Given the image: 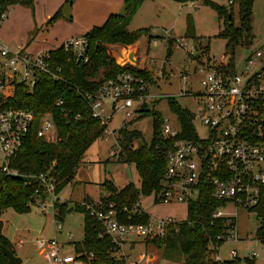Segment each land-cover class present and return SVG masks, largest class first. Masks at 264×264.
<instances>
[{
    "label": "built area",
    "instance_id": "2783aa9c",
    "mask_svg": "<svg viewBox=\"0 0 264 264\" xmlns=\"http://www.w3.org/2000/svg\"><path fill=\"white\" fill-rule=\"evenodd\" d=\"M9 8L0 12V23L6 18ZM59 47L76 63L89 60L88 41L84 35L68 38ZM174 47L186 53V67L191 60L198 62L194 71L202 73L203 77L199 81V92L185 93L196 101L195 110H187L192 136H181L183 126L177 115L178 128L172 127L166 117L161 120L162 135L168 143L162 151L166 163L164 177L154 198L164 203L189 201L198 194L201 183L208 184L213 199L225 203L212 214L213 217H228L225 222L227 236L223 243L237 241L235 211L228 213L224 208L229 205L248 210L254 208L264 191V64L257 63L262 52L256 49L254 56H249L240 68L234 69L230 55L228 61L223 58L219 64L214 60H199L195 54L200 56L198 51L201 49L185 37L175 42ZM51 51L31 53L11 49L0 42V169L6 175H21L9 167V160L28 136L33 135L46 142L55 139V126L47 112L36 118L32 110L9 104L13 85H20L23 91L31 92L39 75L60 80L57 75L60 67L55 64ZM164 76L167 75L160 68L154 78ZM147 93L148 82L142 76L132 70H122L102 81L95 92L83 91V97L93 118L108 125L114 113L121 112L123 121L120 126L129 129L136 113L144 108L149 97ZM134 102L138 104L132 110ZM196 124L204 129V135H198ZM110 155L115 154L111 151ZM37 179L46 194L43 198L35 195L34 206L43 210L50 201L53 217L55 204L62 202L53 191L54 181L46 172L38 174ZM102 190H105L103 186ZM81 205L101 223L111 242L119 248L116 254L125 260L122 247L129 236L143 240L161 238L168 224L180 222L170 216H149L146 223L125 224L119 220L113 202L98 200L82 202ZM54 228L60 230L59 221H54ZM33 246L38 255L51 264H81L73 254H62L61 245L54 238H37ZM220 247L213 254L214 260L222 262L237 257L234 249L229 251L228 258L222 257ZM254 257L252 251L246 256L248 259Z\"/></svg>",
    "mask_w": 264,
    "mask_h": 264
},
{
    "label": "trees",
    "instance_id": "16d2710c",
    "mask_svg": "<svg viewBox=\"0 0 264 264\" xmlns=\"http://www.w3.org/2000/svg\"><path fill=\"white\" fill-rule=\"evenodd\" d=\"M142 1L124 0L123 14L110 15L101 26L94 27L84 35L88 41L87 63H76L58 47L51 51V54L55 64L60 67L57 73L60 80L55 81L47 75H39L31 92L23 91L20 85H13L9 104L32 110L36 118L47 112L55 126V139L53 142H46L30 135L22 142L16 155L9 160V167L14 168L18 174L35 177L34 181L22 182L14 176L6 175L0 169V216L6 209L16 213L27 212L34 205L35 195L41 198L45 196L43 186L38 179L36 180V176L40 173L46 172L53 179V191L58 194L83 162L89 146L105 133L107 125L91 116L83 91L95 92L102 81L122 70H132L148 83L153 82L148 71L132 65H119L116 56L109 50L110 46L104 44L130 45L139 35L148 32V29H140L137 32L127 30V25ZM202 1L222 18L223 24L218 35L226 39L227 50L242 44L243 33L249 36L250 14L254 0H232L230 3L228 0L229 5H219L209 0ZM233 1L238 9V25L232 23ZM31 3L32 0H0V12L14 4L31 6ZM58 16L57 10L49 21ZM191 32L190 29L187 30L192 37ZM169 44L170 52L172 40ZM195 44L198 49H202V52L207 49V46L202 47L201 42ZM57 101L60 103L56 104ZM169 106L182 122L181 136H192L189 112L173 101H169ZM144 108L139 111L140 117H152L150 141L142 139L141 143L135 146L134 141L140 139L142 134L138 130L127 129L124 126L117 130L116 137L120 146L118 159L134 166L139 178V186L129 182L119 188L109 180L100 184L104 187L106 195L99 200L113 202L119 220L125 224H140L148 221L149 215L141 208L139 196L152 192L156 194L159 191L166 165L162 151L165 150L168 141L162 135V117L157 112ZM89 201L91 200H83V202ZM224 205V202L213 199L208 184L201 183L197 198L189 201L187 205V218L168 224L163 237L144 240L154 243L167 258H174L173 251L181 253L183 255L181 264H253L254 259L248 258L236 257L222 262L213 258L217 247L226 239L225 222L228 217H213L212 214ZM54 208L53 218L56 220H62L65 213L71 209L80 210L85 214L83 239L80 242H73V256L76 259L91 264L126 263L123 256L116 254L119 248L111 242L101 223L90 216L81 204L67 206L66 202H61L55 204ZM249 211L255 212L258 216L259 226L256 234L264 241V191L261 193L258 205ZM1 229L0 220V246L11 250V243L2 234ZM0 264H7L1 251Z\"/></svg>",
    "mask_w": 264,
    "mask_h": 264
},
{
    "label": "rangeland",
    "instance_id": "374dc122",
    "mask_svg": "<svg viewBox=\"0 0 264 264\" xmlns=\"http://www.w3.org/2000/svg\"><path fill=\"white\" fill-rule=\"evenodd\" d=\"M174 1L143 0L139 5L140 8H137L138 11H135L136 14H133L127 30L137 32L140 29H148V32L139 35L135 42L130 45L104 44L108 47L119 45L127 52H131L133 59L128 58V62L132 65L136 63L134 56L137 55L140 61H138V65L142 66V70L148 71L153 77V82L148 83L147 94L149 97L146 99L144 109L155 111L162 118H168L170 125L178 128L177 116L171 110L169 101L175 102L181 108L190 112L194 111L195 98L185 93L195 94L201 90L199 81L203 74L194 71L198 66L195 59L190 61L189 66H185L187 55L182 49L174 47L175 42L185 37L193 44L201 42L202 47L207 46L205 52H202V49L198 51L201 57H197V54H195V57L203 62L214 60L219 64L223 58L230 55L234 69L240 68L246 58L254 56V51L259 49L262 55L258 57L257 63L262 65L264 64V0H254L252 3L249 30L251 43L249 45L243 43L236 45L232 50H227L226 39L218 35L223 20L213 8L203 3L202 0ZM209 1L219 5H229L228 0ZM232 4H234L232 23L238 25V9L234 1ZM5 20L0 27V40L7 43L10 40V12ZM188 29L192 31V37L188 34L189 32L187 33ZM170 40L173 42V48L169 52ZM146 58L148 60L152 59V64H147L149 61L147 62ZM160 68H163V72L167 76L155 79L156 72ZM137 104V102H134L131 109L135 110ZM122 120L121 112L114 113L103 136L91 144L85 152L83 162L70 178V184L65 185L57 194L60 201H64L63 198L67 195L65 198L67 201L80 203L84 195L82 187L85 184H89L90 188L94 189H98L99 185L105 180L113 182L119 188L129 181H134L136 185L139 184V182L137 183L138 177L134 166L118 159L120 146L116 141V137ZM151 127V116L140 117V112L136 113L129 129L140 131L142 137L134 141L135 146L141 143L142 139L147 142L150 141ZM196 131L199 136L204 135V129L199 124H196ZM111 151L115 155H110ZM154 195L155 193L152 192L140 196L141 208L151 218L170 216L175 221L187 218V205L189 201L197 198V194H195L189 201L164 203L156 200ZM68 204H71L70 206L76 205V203L69 201ZM224 211L228 213L235 211L234 218L238 240L221 245L219 252L222 257L228 258L229 251L234 249L237 252V257L244 259L252 251L255 255L253 264H264V241L256 234V229L259 226V218L256 213L230 205L228 208H224ZM84 218L85 214L82 211L71 209L65 213L62 220H57L62 226L60 232H54L53 227L56 220L53 219L51 214L50 201L47 202L43 210L33 205L27 212L16 213L11 209H6L0 216L3 223L2 232L11 243V250L22 259L19 264H51L38 255L35 250L33 242L37 238H54L61 244L62 254H72V243L83 239ZM68 232L72 234L69 241L66 240L65 236ZM129 238H134L137 242L130 251L137 262L128 264H146L143 259L144 251L150 256H154V260H157L159 264H164V261L166 264H181L183 258L181 253L171 252L176 262L167 261L163 257L162 251L154 243L136 238L134 235L129 236ZM128 246V244H124L122 247V251L126 255V262L131 258L127 253ZM81 264L91 263L81 261Z\"/></svg>",
    "mask_w": 264,
    "mask_h": 264
},
{
    "label": "crops",
    "instance_id": "0c3cea01",
    "mask_svg": "<svg viewBox=\"0 0 264 264\" xmlns=\"http://www.w3.org/2000/svg\"><path fill=\"white\" fill-rule=\"evenodd\" d=\"M57 10L59 11V16L56 19L49 21L51 16ZM9 12H10V40L7 43L3 42L2 40H0V42L6 44L11 49H19L33 53L44 50H48V51L54 50L58 48L64 40L68 38L85 35L94 27L101 26L110 15L123 14L125 12V5H124V0H69L68 2L66 0H32L31 6H26L22 4L11 5ZM9 12L6 18H8ZM5 19L0 23V27L1 24H3L6 21ZM166 32L168 33V31ZM133 45L135 46V44ZM112 46L121 47L119 45H111L110 47ZM110 47L109 50L114 54V52L110 49ZM122 49L125 58L123 60H119L116 57L118 64L120 65V64L128 63L129 65H132V63L128 62L129 61L128 58L133 59V55L131 54V52H127L124 48ZM134 58L136 63L133 66L137 67L138 69H142V66L138 65L139 58H137L136 54ZM151 60L147 59V62L149 61L147 64H149ZM225 60H227V57L225 58ZM132 182L134 183V181ZM138 182H139V178H137V183ZM69 184L70 182L68 183V185ZM136 186H139V184ZM101 187L102 186L99 185L98 189H94V188H90L89 184H85L82 187L84 195L82 196V199L78 204H81L84 199H90L91 201L94 202V201H98L100 197L105 196L106 191L105 190L101 191ZM60 191L58 192V194L60 193ZM68 196L70 197L69 194ZM65 198H63L64 201L62 200V202H66L67 206L71 205L68 204V201L77 204V201H71V200L67 201ZM154 218H160V217H154ZM54 230H55L54 232H60V230H56L55 228ZM68 234L71 233L68 232L65 234L67 241H69V239L72 236L71 234V236L68 237ZM126 244L129 245L127 248V253L131 256L130 260H128L126 264L130 262L136 263L137 260L135 257H133L130 254V251L134 248L137 242L135 241L134 238H130ZM72 248H73V243H72ZM144 253L145 254H143V259L146 264H159L157 260H154V256H150L145 251ZM13 254L15 255V253ZM66 254H70V253H66ZM163 257L167 261L176 262V260L174 259H170L165 256ZM21 260L22 259L20 258V261ZM163 263L166 264L165 261Z\"/></svg>",
    "mask_w": 264,
    "mask_h": 264
},
{
    "label": "water",
    "instance_id": "95a60500",
    "mask_svg": "<svg viewBox=\"0 0 264 264\" xmlns=\"http://www.w3.org/2000/svg\"><path fill=\"white\" fill-rule=\"evenodd\" d=\"M250 43H251V40H249V36L246 33H243V44L249 45ZM110 49L114 52L115 56L119 60H123L125 58L123 49L121 47L112 46L110 47ZM227 60H229V56H227ZM14 177L22 182H31L35 180V177L33 176L16 175ZM0 251L2 255L6 258L7 264H19L20 263V257L14 255L10 249L0 246Z\"/></svg>",
    "mask_w": 264,
    "mask_h": 264
}]
</instances>
